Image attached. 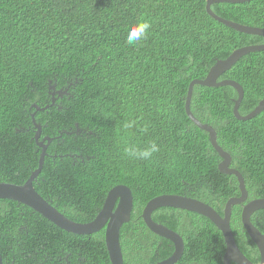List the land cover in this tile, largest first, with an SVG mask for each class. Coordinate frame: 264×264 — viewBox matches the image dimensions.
I'll list each match as a JSON object with an SVG mask.
<instances>
[{"label": "trees", "instance_id": "obj_1", "mask_svg": "<svg viewBox=\"0 0 264 264\" xmlns=\"http://www.w3.org/2000/svg\"><path fill=\"white\" fill-rule=\"evenodd\" d=\"M206 2L0 0V183L22 185L38 167V125L37 142L46 149L32 186L64 217L88 223L112 188L130 190V218L119 231L123 264H156L173 252L172 243L141 219L151 199L187 197L222 216L227 200L240 195L236 178L218 170L221 159L207 133L186 116L184 99L188 84L203 80L217 60L264 39L216 22ZM210 10L264 29V0L213 3ZM140 20L151 23L149 35L128 45L126 32ZM222 80L241 86L238 112L250 113L264 100V50L242 57ZM236 98L230 86L195 85L189 109L215 131L217 145L231 157L229 167L243 178L247 203L264 199V110L239 121ZM152 142L160 151L148 161L124 153L129 143ZM240 212V206L231 208L235 244L258 264ZM151 219L182 238L176 264H223L222 234L207 218L164 207ZM250 221L264 236V210ZM0 256L2 264H110L104 229L67 233L6 199L0 200Z\"/></svg>", "mask_w": 264, "mask_h": 264}, {"label": "water", "instance_id": "obj_2", "mask_svg": "<svg viewBox=\"0 0 264 264\" xmlns=\"http://www.w3.org/2000/svg\"><path fill=\"white\" fill-rule=\"evenodd\" d=\"M249 1L250 0H207L205 10L208 16L227 28L238 33L259 36L264 39V29L244 26L225 20L218 17L210 10V6L213 3L242 4ZM263 50L264 43L236 49L226 59L217 60L203 80H193L188 84L186 97L184 99L185 114L197 128L207 133L211 147L221 159V162L218 164V170L223 174L232 175L236 178L240 195L227 200L223 207L222 216L210 206L200 201L182 196L162 195L147 202L141 213L143 223L153 234L170 241L173 245L172 254L156 264H176L183 253L182 238L177 233L161 224H157L151 219V214L155 210L164 207L185 210L207 218L222 234L225 244V251L222 257L223 264H254L240 252L235 244L230 229L231 208L240 205H242L240 212L242 227L258 251V264H264V236L250 221V217L254 212L264 210V199H255L245 203L247 200V192L245 190L244 181L238 171L229 167L231 157L217 145L215 131L210 126L201 124L192 115L189 109L192 90L195 85L204 87L230 86L237 93V98L233 102V116L237 120L247 121L261 113L264 110V100H262L250 113L241 116L238 112L239 104L243 98V90L241 86L231 80L218 81V78L245 55ZM34 126L38 130L36 131L35 140L37 146L42 150L38 159V167L22 185H13L4 182L0 183V200L6 199L24 205L67 233L89 235L104 229L105 247L109 263L123 264L119 244V231L122 225L127 223L130 218L132 210V195L130 190L125 186H116L112 188L107 193L103 205L95 218L88 223H76L67 219L63 214L59 213L53 206L44 200L32 186V182L38 176L42 167L44 152L46 149V145H43L42 142H37L40 135V129L38 125L34 124ZM45 140L47 142L50 141L47 138ZM0 264H2L1 256Z\"/></svg>", "mask_w": 264, "mask_h": 264}, {"label": "clouds", "instance_id": "obj_3", "mask_svg": "<svg viewBox=\"0 0 264 264\" xmlns=\"http://www.w3.org/2000/svg\"><path fill=\"white\" fill-rule=\"evenodd\" d=\"M152 25L147 20H140L135 24L129 26L126 32V43L131 46H137L147 39ZM133 125L130 123L126 127L131 128ZM159 146L155 143H149L146 146H139L134 143H129L124 147V153L127 157L135 160H150L154 153L159 152Z\"/></svg>", "mask_w": 264, "mask_h": 264}, {"label": "bare ground", "instance_id": "obj_4", "mask_svg": "<svg viewBox=\"0 0 264 264\" xmlns=\"http://www.w3.org/2000/svg\"><path fill=\"white\" fill-rule=\"evenodd\" d=\"M53 180V179H52ZM46 190V189H45ZM43 193V192H42ZM45 193V192H44ZM54 193V192H53ZM57 193V192H56ZM48 194V193H47ZM53 195V194H52ZM43 196H44V194H43ZM152 261V260H151Z\"/></svg>", "mask_w": 264, "mask_h": 264}, {"label": "flooded vegetation", "instance_id": "obj_5", "mask_svg": "<svg viewBox=\"0 0 264 264\" xmlns=\"http://www.w3.org/2000/svg\"><path fill=\"white\" fill-rule=\"evenodd\" d=\"M246 203V202H245ZM240 208L242 209V205H240Z\"/></svg>", "mask_w": 264, "mask_h": 264}]
</instances>
